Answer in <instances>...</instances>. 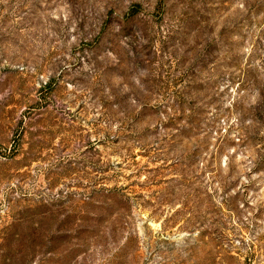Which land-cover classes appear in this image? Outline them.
Listing matches in <instances>:
<instances>
[{"label": "rangeland", "instance_id": "1", "mask_svg": "<svg viewBox=\"0 0 264 264\" xmlns=\"http://www.w3.org/2000/svg\"><path fill=\"white\" fill-rule=\"evenodd\" d=\"M0 264H264V0H0Z\"/></svg>", "mask_w": 264, "mask_h": 264}]
</instances>
